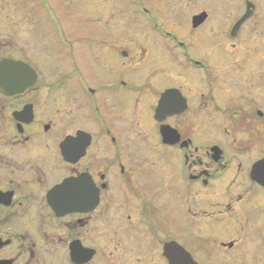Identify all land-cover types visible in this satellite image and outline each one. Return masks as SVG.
I'll use <instances>...</instances> for the list:
<instances>
[{
	"label": "flooded vegetation",
	"instance_id": "1",
	"mask_svg": "<svg viewBox=\"0 0 264 264\" xmlns=\"http://www.w3.org/2000/svg\"><path fill=\"white\" fill-rule=\"evenodd\" d=\"M151 1L0 0V264H264V0Z\"/></svg>",
	"mask_w": 264,
	"mask_h": 264
},
{
	"label": "rangeland",
	"instance_id": "2",
	"mask_svg": "<svg viewBox=\"0 0 264 264\" xmlns=\"http://www.w3.org/2000/svg\"><path fill=\"white\" fill-rule=\"evenodd\" d=\"M40 1V8L38 7ZM126 1V9L128 7V4L130 0H124ZM172 4H175V8L173 11V19L177 20L179 17L175 15L176 13H180L184 16V11L186 10V3H190L191 5L196 6V11H207L210 14L217 13L218 7H226V14L230 17L238 11H236V1L238 0H169ZM97 0H13V10L8 7L12 12L15 13H23L25 11H30L31 13L40 12L43 13L42 16L48 17L49 14L53 13L56 15H62V18H67V23L64 21V28L72 29V30H80L81 28L85 29H91L92 33L91 36L94 39H97V36L104 34V21L107 20L102 17V15H99L98 11L94 8H88L86 7V4H92L96 3ZM150 2H152L150 0ZM235 3V5H234ZM101 7V6H100ZM217 8V10H216ZM7 5L4 7V11H6ZM127 9V11H128ZM195 12V11H194ZM192 12V13H194ZM175 13V14H174ZM191 13V14H192ZM72 14H75L76 16L73 17L76 19L75 25H72L71 18ZM210 19L212 16H209ZM101 18V19H99ZM113 18H118V15H115ZM181 19V18H179ZM97 20H101L100 22H97ZM170 29H177L173 27H169ZM215 28V27H214ZM207 41V40H206ZM201 38V44H205L206 42ZM43 42L42 36L41 38H31V44H41ZM210 45H206L205 47H199L195 48V52L199 53L200 50H203V48H207ZM194 52V50H192ZM201 53V52H200ZM33 54V53H32ZM199 58V61L202 63H206L208 67L212 69L210 66L212 64V60L208 59L207 56H199L197 57V60ZM216 58H213V62H215ZM210 69V70H211ZM213 70V69H212Z\"/></svg>",
	"mask_w": 264,
	"mask_h": 264
},
{
	"label": "water",
	"instance_id": "3",
	"mask_svg": "<svg viewBox=\"0 0 264 264\" xmlns=\"http://www.w3.org/2000/svg\"><path fill=\"white\" fill-rule=\"evenodd\" d=\"M203 18H204V16L202 15V16H196V17H194L193 18V21H194V23H195V21L198 23V22H200V21H202L203 20ZM195 25V24H194ZM165 96V95H164ZM258 168H260V169H264V165L262 164L261 166H259ZM261 173V175H259V180H257L259 183H261L262 185H264V170L262 171V172H260Z\"/></svg>",
	"mask_w": 264,
	"mask_h": 264
}]
</instances>
